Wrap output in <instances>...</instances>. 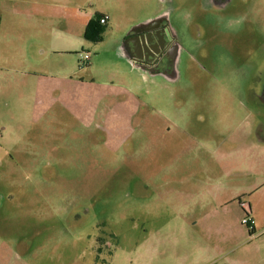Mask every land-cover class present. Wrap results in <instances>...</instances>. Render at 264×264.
<instances>
[{
    "label": "rangeland",
    "instance_id": "rangeland-1",
    "mask_svg": "<svg viewBox=\"0 0 264 264\" xmlns=\"http://www.w3.org/2000/svg\"><path fill=\"white\" fill-rule=\"evenodd\" d=\"M35 1L32 17L0 3V264H131L171 221L217 243L244 237L247 204L264 222V0ZM161 11L172 80L121 46Z\"/></svg>",
    "mask_w": 264,
    "mask_h": 264
},
{
    "label": "crops",
    "instance_id": "crops-1",
    "mask_svg": "<svg viewBox=\"0 0 264 264\" xmlns=\"http://www.w3.org/2000/svg\"><path fill=\"white\" fill-rule=\"evenodd\" d=\"M7 1L11 0H0V3L4 4ZM12 1L17 4V8L14 9L16 16L20 14L34 16L35 0ZM79 6L75 4L76 8ZM1 11L2 15L3 10ZM113 12L112 7L107 4H104V8L99 12L101 16L107 15L105 26L112 20ZM151 13L145 17V21L153 16L154 12ZM39 14L44 17L49 16L46 5L40 4ZM196 193L202 195L204 192L194 191L192 188L188 192L190 195ZM249 210L251 214L250 206ZM174 225L175 223L171 221L170 224L160 226L155 233H146L149 236L142 239L139 254L131 259V264H264V222H255L252 232H249L248 228L244 237L230 243L226 240H219L217 243L212 239L195 236L177 237L176 231H171Z\"/></svg>",
    "mask_w": 264,
    "mask_h": 264
},
{
    "label": "flooded vegetation",
    "instance_id": "flooded-vegetation-1",
    "mask_svg": "<svg viewBox=\"0 0 264 264\" xmlns=\"http://www.w3.org/2000/svg\"><path fill=\"white\" fill-rule=\"evenodd\" d=\"M167 18L165 11L153 15L128 32L121 40V46L124 54L134 60V67L172 80L176 78V62L181 48L175 41L176 32L169 26ZM257 66L253 63V68ZM254 96L264 103V85Z\"/></svg>",
    "mask_w": 264,
    "mask_h": 264
},
{
    "label": "trees",
    "instance_id": "trees-1",
    "mask_svg": "<svg viewBox=\"0 0 264 264\" xmlns=\"http://www.w3.org/2000/svg\"><path fill=\"white\" fill-rule=\"evenodd\" d=\"M101 14L96 13L94 17L90 18L84 28L83 36L85 39L92 42H98L103 39L105 32V24H100L99 18ZM253 229H249L252 232Z\"/></svg>",
    "mask_w": 264,
    "mask_h": 264
},
{
    "label": "built area",
    "instance_id": "built-area-1",
    "mask_svg": "<svg viewBox=\"0 0 264 264\" xmlns=\"http://www.w3.org/2000/svg\"><path fill=\"white\" fill-rule=\"evenodd\" d=\"M99 22H100V24H106L107 15L100 16ZM89 59H90V53L88 51H83L82 50L81 52H78V61H79L80 64L87 63L89 61ZM244 208L246 209L245 210V215L246 216L244 218H242V223L243 224L250 223L249 229H252L253 225H252V219L249 217V212H250L249 206L246 205Z\"/></svg>",
    "mask_w": 264,
    "mask_h": 264
}]
</instances>
